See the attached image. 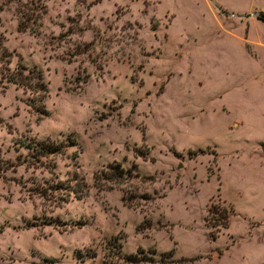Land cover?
Returning a JSON list of instances; mask_svg holds the SVG:
<instances>
[{
	"label": "rangeland",
	"instance_id": "rangeland-1",
	"mask_svg": "<svg viewBox=\"0 0 264 264\" xmlns=\"http://www.w3.org/2000/svg\"><path fill=\"white\" fill-rule=\"evenodd\" d=\"M29 8L38 24L17 31ZM257 11L264 0H0L2 66L39 69L46 87L0 74V264H128L136 250L135 264H264V80L242 41L264 40ZM69 137L47 158L23 145ZM113 161L135 177L102 182ZM78 176L79 197L36 194ZM227 204L212 240L203 217Z\"/></svg>",
	"mask_w": 264,
	"mask_h": 264
},
{
	"label": "trees",
	"instance_id": "trees-1",
	"mask_svg": "<svg viewBox=\"0 0 264 264\" xmlns=\"http://www.w3.org/2000/svg\"><path fill=\"white\" fill-rule=\"evenodd\" d=\"M10 1V0H8ZM15 2V1H14ZM216 7V6H215ZM220 12H223L220 8L216 7ZM16 30L17 31H32L38 24L37 18L38 13L29 8L26 10L16 9ZM256 18L264 20V14L260 11L255 15ZM154 24H151V28H154ZM9 52L0 40V74L7 83H13L15 88H20L21 92L29 91L33 95H38V93L45 92V83L42 80L41 71L35 68H26L25 66H14L11 70L7 66H2L4 63L9 61ZM28 104L32 105L31 99L28 100ZM33 107V106H32ZM67 142L64 141H54L45 139L38 140H28L23 145L26 147L27 152L34 158L39 159L40 157H50L54 154L60 153L61 149L69 144L74 143L73 137H69ZM143 155V153H138ZM50 159V158H49ZM50 166H53L51 164ZM106 172L103 171L101 176L103 181H107L108 185H117L120 183H126L130 178L135 177L136 172H132L130 168L122 167L118 162H110L107 165ZM133 166V165H132ZM92 179L94 183H97L99 177L97 176V171L93 172ZM83 179L81 176L66 179V182H61L60 180L55 181L53 184L45 183L43 186H39L36 190V194L42 198H45L46 193H56V197L59 199H66L69 193H72L74 197H79L82 193ZM64 197V198H63ZM121 201L126 204L125 198L120 197ZM223 202V200H222ZM232 208L230 205H223L220 209H214L210 211V216L203 217L204 225L209 228L210 239H214L217 235L216 233L220 228H225L228 225L229 217L232 215ZM209 212V209H207ZM138 250L135 253H127L121 256L124 263L135 264L141 260L143 254H139ZM171 250L166 252L171 254Z\"/></svg>",
	"mask_w": 264,
	"mask_h": 264
},
{
	"label": "crops",
	"instance_id": "crops-1",
	"mask_svg": "<svg viewBox=\"0 0 264 264\" xmlns=\"http://www.w3.org/2000/svg\"><path fill=\"white\" fill-rule=\"evenodd\" d=\"M242 41L245 52L249 55L250 58H252L254 63L257 62L259 65V66H247L246 71L248 72L249 75H252V77L254 75V76H258L261 80L262 79L264 80V40L262 39V40L250 41L246 39V33L244 31V36L242 38ZM246 45L249 46L250 51L246 49ZM234 124L235 123H233V125ZM258 141H256V143Z\"/></svg>",
	"mask_w": 264,
	"mask_h": 264
},
{
	"label": "water",
	"instance_id": "water-1",
	"mask_svg": "<svg viewBox=\"0 0 264 264\" xmlns=\"http://www.w3.org/2000/svg\"><path fill=\"white\" fill-rule=\"evenodd\" d=\"M262 151H264V148H262Z\"/></svg>",
	"mask_w": 264,
	"mask_h": 264
}]
</instances>
